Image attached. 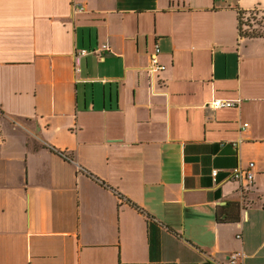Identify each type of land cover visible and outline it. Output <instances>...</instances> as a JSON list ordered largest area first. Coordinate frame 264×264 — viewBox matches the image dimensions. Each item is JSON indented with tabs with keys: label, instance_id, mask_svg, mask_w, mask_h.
I'll list each match as a JSON object with an SVG mask.
<instances>
[{
	"label": "crops",
	"instance_id": "obj_1",
	"mask_svg": "<svg viewBox=\"0 0 264 264\" xmlns=\"http://www.w3.org/2000/svg\"><path fill=\"white\" fill-rule=\"evenodd\" d=\"M252 9L0 0V264H264V36L238 33Z\"/></svg>",
	"mask_w": 264,
	"mask_h": 264
},
{
	"label": "built area",
	"instance_id": "obj_2",
	"mask_svg": "<svg viewBox=\"0 0 264 264\" xmlns=\"http://www.w3.org/2000/svg\"><path fill=\"white\" fill-rule=\"evenodd\" d=\"M257 10L259 13L258 14H254L257 15L258 18L261 17V15L264 13L263 11L259 10V9H255ZM261 12V13H260ZM247 17V15H245ZM87 51L86 50H81L80 54H86ZM159 53V48L156 46L154 51L150 54V59H149V63L147 65V72L149 75V78L151 80H153V77L155 76V74L158 71H162L164 69V66L162 64L159 63L158 59H157V55ZM235 103L228 101V100H223V99H214L211 102L212 107L214 108H221V107H230L233 106ZM252 163H249V168L252 167ZM217 174V170L213 169L211 171V176L214 178ZM231 178L234 180H242L243 178L251 180L252 179V173L247 171L245 174H243L242 170L240 168H235L232 172H231ZM242 258H243V254L240 252H233L231 254H229L228 256V261L229 264H242Z\"/></svg>",
	"mask_w": 264,
	"mask_h": 264
},
{
	"label": "trees",
	"instance_id": "obj_3",
	"mask_svg": "<svg viewBox=\"0 0 264 264\" xmlns=\"http://www.w3.org/2000/svg\"><path fill=\"white\" fill-rule=\"evenodd\" d=\"M258 13L255 9L238 12V33L240 37L264 36V13L260 18L254 15Z\"/></svg>",
	"mask_w": 264,
	"mask_h": 264
}]
</instances>
